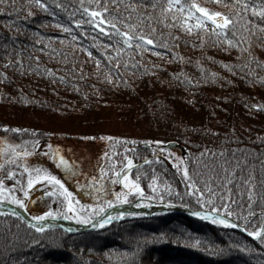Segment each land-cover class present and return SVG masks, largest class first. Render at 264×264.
Returning <instances> with one entry per match:
<instances>
[{"label": "trees", "instance_id": "1", "mask_svg": "<svg viewBox=\"0 0 264 264\" xmlns=\"http://www.w3.org/2000/svg\"><path fill=\"white\" fill-rule=\"evenodd\" d=\"M193 4L229 23L212 24ZM0 9L5 175L16 164L28 169L20 181L71 173L85 196L118 203L116 171L150 157L131 173L155 189L140 196L259 227L264 0H3ZM60 138L80 147L66 170L54 162ZM0 264H264V240L176 213L75 234L0 216Z\"/></svg>", "mask_w": 264, "mask_h": 264}, {"label": "water", "instance_id": "2", "mask_svg": "<svg viewBox=\"0 0 264 264\" xmlns=\"http://www.w3.org/2000/svg\"><path fill=\"white\" fill-rule=\"evenodd\" d=\"M163 147L168 150H177V151H180L181 154H184L183 147L177 145L174 142H169L167 144H164ZM149 159L150 157H147L141 161L133 162L131 166L128 165L127 167H124V166L120 167L115 174L116 180L118 181L119 185H121L122 178L117 179L118 176H121L122 173L128 174L129 172L134 170L136 167L146 163V161ZM42 200L43 198H42L41 193H36L32 198H30L27 201L26 206L24 208L23 207L19 208L10 203L0 201V213L8 214V215L18 218L19 220L24 222L28 227L36 231H42V230H47V229H59L68 234L99 230L115 221H122V220L133 219V218H146V217H151V216L160 215V214L176 213V214L191 217L198 221L217 223L224 228L238 231L250 237L253 241L260 240V238L258 237H253L249 235L248 233L250 231L246 230L243 225H241V227H236V225H240V224H238L234 219L228 216L219 214L215 211L213 213L212 210H209L206 208L198 209V208L179 205V204L170 203L166 201L154 202L153 200H149V199L142 198V197H136L134 200L129 201V202L109 205L105 209H103L97 216L90 219L88 223L86 224H75L68 219L60 218V217H47V218H43V221H34L32 217L40 213V211H38L37 209L40 207ZM113 210H116V211L123 210L126 212H132L134 213V215L125 216V217H111L109 220V223L105 225L97 226L95 228L92 226L96 222V220H98L101 216H107L108 213L113 212ZM200 211L208 213L209 218L204 219L203 216L193 215V212H200ZM212 213L219 218H224V219L231 221V223L222 224L219 222V219L213 220ZM43 222H47L51 226L47 228H41L40 225ZM33 225H36V226L33 227ZM261 225H264V216H263V219H262V222L259 228L261 227Z\"/></svg>", "mask_w": 264, "mask_h": 264}, {"label": "rangeland", "instance_id": "3", "mask_svg": "<svg viewBox=\"0 0 264 264\" xmlns=\"http://www.w3.org/2000/svg\"><path fill=\"white\" fill-rule=\"evenodd\" d=\"M41 136H44V135H41ZM7 138L3 137L2 141H1L3 143L4 147H7V146L9 147L11 145L10 139L9 138L7 139ZM44 141H46V139ZM53 146L55 147L54 151H53L54 157H55L54 158L55 165L58 167V169H62V170L69 169L71 164H72L73 155L79 151L80 147L78 146V144L75 143L73 140H67V139L60 138L57 142H55L52 145V147ZM37 147L38 146H36V148ZM42 147L46 148L45 145H43ZM29 148H30V146H29ZM34 149H35V145H34ZM24 152L25 151H23L21 153H24ZM19 156H20V153H18L16 155V157H14L13 162L15 164L17 161H20ZM61 156L67 161L66 166L60 164L59 158ZM30 157L31 156H28V157L24 156V158H26V159H28ZM9 163H12V162H9ZM10 167H11V169H7V170H9V172L11 171L13 173L12 176L15 177L16 179L17 178L20 179L19 175L17 176V174H16L17 171H20V173H25L24 169H22V168L17 169L19 167V164H16L14 167H12V166H10ZM15 169H17V170H15ZM59 175L56 177L61 180V182L65 185V187H67L69 189V191L72 192V197L70 199L73 201V209L74 210L79 209L80 205H82V204H91V205L97 206V207H94L92 209H84L83 210V214L88 217V220L95 217L97 215V213L100 212V210H102L107 203L113 202V200H111L110 198L106 200L107 197H103L102 198L103 202H100V201H102V199H100V197H102V196H98V195L95 196V193H94L93 197H90L88 194H86V196H85L82 184H80L77 181H74L75 179H73V174L68 173L67 175H64V174H59ZM18 179L16 180V182L19 183V181L21 179L19 181H18ZM129 179L133 183H138L140 185V188L142 186V188L144 189L143 190L144 194L152 195V193H154L155 189L153 188V186L150 187L148 183L141 182L139 179H137L136 177H134L132 175H129ZM23 181H24L23 182L24 184L22 185L23 191L20 188L21 185H20V187H17L16 182L11 183L15 189V191H14L15 194L13 193V196L15 198L21 199L25 204L24 191H27L29 193L28 196H32L33 192L36 190L35 188H38V190H41V191L46 193V195H45L46 207L43 206L42 208H44V209L41 211L45 212V211L51 209L55 213V217H60V218H65V214L67 213L68 218H65V219H68L75 224H86L82 218H73L74 216L80 217L81 216L80 212L74 211L72 213H68L67 203H66V201H64V197L61 195V192L63 190L60 189L59 185H56L55 183H49L46 180L36 181V183L33 185V187L31 189H29L27 187L28 178H25ZM122 186H123L124 191L118 192V195L121 198H123V200H121L122 202L132 200L135 197L140 196V194H139L140 192L133 191L131 186L125 187L123 180H122ZM11 195H12V193H11ZM13 196H11V198ZM97 198H99V199H97ZM94 199H97V200L94 201ZM77 202H79V203H77ZM113 203H115V202H113ZM100 207H101V209L99 210ZM43 212H41L40 215H42Z\"/></svg>", "mask_w": 264, "mask_h": 264}, {"label": "snow or ice", "instance_id": "4", "mask_svg": "<svg viewBox=\"0 0 264 264\" xmlns=\"http://www.w3.org/2000/svg\"><path fill=\"white\" fill-rule=\"evenodd\" d=\"M0 2H3V0H0ZM40 2H41V0H36V3L39 4ZM192 8L196 9L204 17H206L208 20H210L212 22V24H214V25H220V24L227 25L229 23V20L227 18H223L222 20L220 19L221 18V13L209 12L205 8L199 7L197 4H193ZM0 11H3V9H0ZM90 14H91L92 17H97L99 15V13L97 11H92ZM102 22H103V20H101V23ZM77 23H79V21H77ZM197 26H199V24ZM101 30L104 31V29H101ZM118 35H122L124 37V39H123V44L124 45H128L130 43V39L131 38L129 37V33L127 31L123 32L122 34L118 33ZM142 40H144L143 36H141L139 38V40H137V45L138 46H140V41H142ZM147 43L148 44H152L153 41L151 39H149L147 41ZM230 43H231V41H230ZM21 154L27 155V152H24V153H21ZM59 162L62 165H65V166L67 165V161L62 156L59 158ZM128 165L129 166L132 165L131 159H129ZM25 171H28V169H25ZM241 171H243V167L241 168ZM8 175L12 176L13 173L10 171L8 173ZM185 175L187 176V172H185ZM121 178L123 180V183H124L125 187L131 186L133 191H136V192L142 191L141 188H140V185L138 183H133L132 181H130L128 175L122 173L121 176L117 177V179H121ZM44 180L48 181L49 183H55L56 185H59L60 189L63 190L61 192V195L64 197V201H66V203H67V211H68V213H72L74 211L81 213L80 217H75L74 216L73 218H82L85 223L88 222V217L83 214V210L84 209H92V208L97 207V206L96 205H91V204H82V205H80L79 209H75L74 210L73 209V201L70 199L72 197V192L69 191V189L67 187H65V185L61 182V180L58 179L55 175H53L51 173H45V174L41 175V174H39V172H37V175H35V177H33L32 175H29L28 181H27V187L29 189H31L33 187V185L36 183V181H44ZM231 180L235 181V177H231ZM227 182H229V178H223L222 179V184H221L220 187H221V190L224 191V192H228V189L223 187V184L227 183ZM236 183L239 184V181H236ZM244 183L245 184H250L251 183V177L245 178ZM189 187L192 188L193 195H196L197 192L201 191L200 189L192 187V185H189ZM21 190L23 191V187L22 186H21ZM4 191H5V189H4V186H3V181L0 180V193H3ZM214 194L215 193L213 191L209 195L211 196V195H214ZM251 194H252V189L249 188V196L250 197H251ZM10 195H11V193H10ZM24 195L28 196L29 193L27 191H24ZM0 199H4V197L2 195H0ZM119 199H120V196L117 195V200H119ZM198 199H199V197H198ZM12 202L14 204L20 205L21 207H24V202L21 199L15 198L14 196L12 197ZM77 203H79V202H77ZM249 203H251V200H249ZM214 211L215 210H213V213H214ZM213 213H212V219L213 220L219 219V222L222 223V224L231 223V221H229L227 219H224V218H219L216 215H214ZM54 215H55V213L51 209H49V210L43 212L42 215L33 216L32 219L34 221H43V218L45 216H54ZM132 215H134V213H132V212H126V211H123V210H118V211L113 210V212L108 213L107 216H101L98 220H96V222L92 226L95 228L97 226L105 225V224L109 223V220H110L111 217H125V216H132ZM193 215H195V216H203L204 219H208L209 218V214L205 213V212H202V211L193 212ZM260 216H264V211H260ZM65 218H68L67 213L65 214ZM35 226L36 225H33V227H35ZM50 226L51 225L49 223H47V222H43L40 225L41 228H47V227H50ZM236 227H241V225H236ZM248 234L253 236V237H258L261 240H264V225H261L260 228H257L254 231H250Z\"/></svg>", "mask_w": 264, "mask_h": 264}, {"label": "flooded vegetation", "instance_id": "5", "mask_svg": "<svg viewBox=\"0 0 264 264\" xmlns=\"http://www.w3.org/2000/svg\"><path fill=\"white\" fill-rule=\"evenodd\" d=\"M3 137H4V134H3V132H2V130H0V180H2L3 181V186H4V189H5V191L3 192V193H0V195H2L3 197H4V199H0V200H5V201H8V202H10V203H13L12 202V198H11V196H13V193H14V191H15V189H14V187H13V185L11 184V183H13V182H16V178L15 177H13V176H9L8 175V173H9V171H7V175H5V169H3V168H1V166L3 165L2 164V161H3V155H4V151L6 150V149H8V146L7 147H4L3 146V143L1 142L2 141V139H3ZM19 181V180H18ZM24 181H19V183L18 182H16L17 183V187H20V185L22 186L24 183H23ZM21 188V187H20ZM10 193H12V195H10ZM15 194V193H14ZM14 204V203H13ZM16 205V204H15ZM45 206V205H44ZM43 207V206H42ZM40 208V212H43V211H41V210H43L44 208ZM46 207V206H45Z\"/></svg>", "mask_w": 264, "mask_h": 264}]
</instances>
